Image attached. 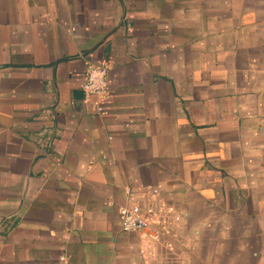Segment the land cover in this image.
<instances>
[{"label": "crops", "instance_id": "0c3cea01", "mask_svg": "<svg viewBox=\"0 0 264 264\" xmlns=\"http://www.w3.org/2000/svg\"><path fill=\"white\" fill-rule=\"evenodd\" d=\"M154 188L149 257L120 208ZM0 264H264V0H0Z\"/></svg>", "mask_w": 264, "mask_h": 264}, {"label": "built area", "instance_id": "2783aa9c", "mask_svg": "<svg viewBox=\"0 0 264 264\" xmlns=\"http://www.w3.org/2000/svg\"><path fill=\"white\" fill-rule=\"evenodd\" d=\"M82 91L87 104L96 98L99 110L111 98L110 69L103 65H90L87 69ZM128 204L120 208V220L124 231L142 235L143 256L156 257L161 248L177 251L181 245L178 229L181 217L175 207L162 195L159 188L136 195L127 190ZM65 261V258L61 259Z\"/></svg>", "mask_w": 264, "mask_h": 264}, {"label": "water", "instance_id": "95a60500", "mask_svg": "<svg viewBox=\"0 0 264 264\" xmlns=\"http://www.w3.org/2000/svg\"><path fill=\"white\" fill-rule=\"evenodd\" d=\"M75 97L77 98V99H79V100H83V97H84V93H83V91H77L76 93H75Z\"/></svg>", "mask_w": 264, "mask_h": 264}]
</instances>
